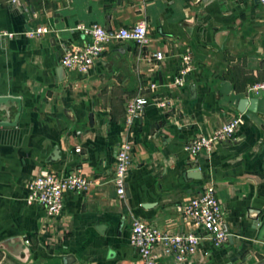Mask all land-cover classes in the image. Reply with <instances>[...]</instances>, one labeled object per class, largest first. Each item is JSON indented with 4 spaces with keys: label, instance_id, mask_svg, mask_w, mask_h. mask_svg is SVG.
Listing matches in <instances>:
<instances>
[{
    "label": "crops",
    "instance_id": "crops-1",
    "mask_svg": "<svg viewBox=\"0 0 264 264\" xmlns=\"http://www.w3.org/2000/svg\"><path fill=\"white\" fill-rule=\"evenodd\" d=\"M0 0V97L19 98L17 126L0 128V264H143L130 244L135 220L170 233L203 234L180 215L210 182L228 241L179 262L157 246L160 264H264V93L240 111L247 89L264 81V7L258 0ZM140 22L148 43L113 42L83 74L64 55L90 38L80 27L116 32ZM38 27L50 33L24 34ZM162 52L157 62L150 58ZM191 53L185 89L166 85ZM150 84H157L154 92ZM149 105L133 129L126 105ZM167 101L166 107L158 104ZM19 106L0 112L16 122ZM242 116L231 140L190 156L185 146ZM132 144L126 197L116 193L118 146ZM80 152H76L77 149ZM80 173L92 186L65 196L52 217L26 202L38 174ZM17 238L15 243L5 242ZM30 244H26V241Z\"/></svg>",
    "mask_w": 264,
    "mask_h": 264
},
{
    "label": "built area",
    "instance_id": "built-area-1",
    "mask_svg": "<svg viewBox=\"0 0 264 264\" xmlns=\"http://www.w3.org/2000/svg\"><path fill=\"white\" fill-rule=\"evenodd\" d=\"M258 1L264 7V0ZM80 30L90 38V41L82 47H75L67 52L62 59V66L68 71H77L83 74H87L93 68L113 42H131L143 47L149 40L148 26L145 22H140L129 28H121L116 32L107 31L98 25L89 28L81 26ZM48 33H50L49 28L38 27L25 32L24 35L28 38H35ZM16 35L11 31L0 30V42L13 39ZM150 58L160 62L165 56L162 52H155ZM193 71L194 59L191 53H187L182 57L181 68L177 76L166 86L172 90L185 89L188 77ZM148 87L154 92L159 89L157 84H150ZM262 93H264V81L253 84L247 89L248 98L257 97ZM148 105L149 101L143 95H138L128 101L125 113V125L128 130L134 128ZM158 105L166 107L167 101ZM243 122L242 116H239L217 129L212 136L193 139L185 146V151L194 157L201 152L212 151L217 145L225 144L231 140ZM80 150L78 148L76 152L79 153ZM131 150L130 142L119 145L117 149L113 181L116 193L121 199L126 197L127 174L132 165ZM91 186L92 182L80 173L68 176L41 173L36 175L29 184L26 202L29 205H40L47 210L50 216L59 217L65 210L67 194L86 192ZM179 212L186 222L201 230L203 234L170 233L155 225L135 220L131 227L130 244L137 250L143 264H160L159 256L155 252L157 246H161L166 253L175 256L179 262H182L200 253L209 258L208 251H201L202 242L205 239L211 241L215 248L222 247L228 241L230 233L226 228L223 208L213 183L207 184L198 197L182 204L179 207ZM26 244H30V241L27 240Z\"/></svg>",
    "mask_w": 264,
    "mask_h": 264
},
{
    "label": "water",
    "instance_id": "water-1",
    "mask_svg": "<svg viewBox=\"0 0 264 264\" xmlns=\"http://www.w3.org/2000/svg\"><path fill=\"white\" fill-rule=\"evenodd\" d=\"M258 100L257 99H249V98H244L240 101V111L245 112L248 107L251 111H255L256 106H257ZM11 104H17L19 106V114L17 115L16 122H9V121H0V128H6V127H14L17 126L18 119L20 117V112H21V102L19 98L15 97H9V96H2L0 97V112H7L9 110V106ZM19 241L17 238L11 239L7 242L4 243L6 245L8 242L9 243H15ZM68 264H70L69 261H67Z\"/></svg>",
    "mask_w": 264,
    "mask_h": 264
}]
</instances>
